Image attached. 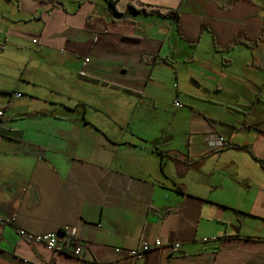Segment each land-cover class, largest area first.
Segmentation results:
<instances>
[{
	"label": "crops",
	"instance_id": "1",
	"mask_svg": "<svg viewBox=\"0 0 264 264\" xmlns=\"http://www.w3.org/2000/svg\"><path fill=\"white\" fill-rule=\"evenodd\" d=\"M0 112V264H264V0H0Z\"/></svg>",
	"mask_w": 264,
	"mask_h": 264
},
{
	"label": "built area",
	"instance_id": "2",
	"mask_svg": "<svg viewBox=\"0 0 264 264\" xmlns=\"http://www.w3.org/2000/svg\"><path fill=\"white\" fill-rule=\"evenodd\" d=\"M57 1L58 0H45L47 4H54ZM34 42H36V40H34ZM21 95L22 93H17L18 97ZM176 105H180V103L176 102ZM1 114L2 112H0V115ZM218 140L220 145L224 144L225 142L223 137H220ZM0 222L11 223L12 219L10 217L4 218L0 216ZM19 232L23 237H25V240L33 243H41L51 251L72 252V254L75 256H80L82 254V245L78 241L77 228L73 227V225L64 226L60 232L50 231L41 234L26 232L24 229H20ZM215 240H218L216 235L204 237L202 239L204 242ZM161 245H163V241L160 239H157L154 242L141 241L137 246L130 249L128 253L130 256L138 260L144 258L150 250L160 247ZM165 245L171 250H177L180 247L179 242L165 243ZM117 250H119V248H117Z\"/></svg>",
	"mask_w": 264,
	"mask_h": 264
},
{
	"label": "trees",
	"instance_id": "3",
	"mask_svg": "<svg viewBox=\"0 0 264 264\" xmlns=\"http://www.w3.org/2000/svg\"><path fill=\"white\" fill-rule=\"evenodd\" d=\"M112 2V1H111ZM111 5L114 7V4L111 3ZM130 9L132 10H137L134 6L130 5ZM142 11H145L143 8H142ZM168 13H172L171 11H169ZM175 17H178V15L175 13ZM262 163H264L263 160H260Z\"/></svg>",
	"mask_w": 264,
	"mask_h": 264
}]
</instances>
